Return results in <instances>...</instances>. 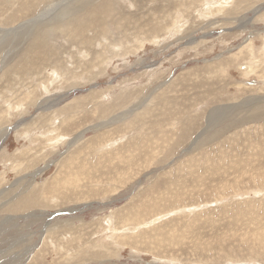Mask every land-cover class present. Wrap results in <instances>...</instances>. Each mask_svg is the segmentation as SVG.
I'll use <instances>...</instances> for the list:
<instances>
[{"label":"rangeland","instance_id":"374dc122","mask_svg":"<svg viewBox=\"0 0 264 264\" xmlns=\"http://www.w3.org/2000/svg\"><path fill=\"white\" fill-rule=\"evenodd\" d=\"M52 1L0 0V75L25 60L27 30L36 24L27 22ZM68 2L80 6L82 0ZM110 5L114 16L104 14L102 20L109 21V33H100L97 19L100 23L86 31L95 46L52 38L58 58L45 55L46 64L24 78L13 72L0 76V135L5 131L0 264H264V118L232 125L255 97H264V63L246 75V44L252 40L263 47L264 0H113ZM258 8L262 15L254 14ZM24 22V31L13 33ZM243 47L246 61L234 62L232 53ZM95 58L97 67L88 63ZM116 99L126 107L114 115L133 109L137 117L102 133L88 130L81 164L94 173L78 175L79 162L64 159L74 150L66 143L77 131L109 119L99 110L93 113L91 102L115 107ZM64 106L73 111L57 115ZM216 107L228 114L220 127L210 114ZM70 113L78 125L52 132V122L60 125ZM102 140L110 145L104 151L97 148ZM65 161L75 165L63 167ZM29 185L38 196L48 188L53 197L37 196L40 206L21 208V215L38 216L2 226L10 215L6 202ZM94 243L103 255L94 256Z\"/></svg>","mask_w":264,"mask_h":264},{"label":"bare ground","instance_id":"6f19581e","mask_svg":"<svg viewBox=\"0 0 264 264\" xmlns=\"http://www.w3.org/2000/svg\"><path fill=\"white\" fill-rule=\"evenodd\" d=\"M41 1V0H40ZM44 1V0H43ZM68 2V0H55V1H52V2H50L51 4L50 5H48V9L46 8V10H41L40 11V13L38 14V17H36V18H33L32 20H34V21H28L27 23L29 24V23H31L32 22V24L33 23H36L35 24V26H32L31 24V26H32V28H31V31L30 30H27L28 32H29V34H25L26 36H27V43H26V45L24 46V48L22 49L23 51V53L21 54V56H24V58H25V60L24 61H22L21 59L18 61L17 60V63H18V66H15L14 68H6L5 69V71L3 72L2 71V75H0L1 77H7V76H11L13 73H16V74H19L20 76H22V78H24V77H26V73H28V74H30V72H32V68L34 69V70H36L37 68H38V66H39V64H46L45 63V60H46V58L48 57V56H50V61H52L53 59H55V58H58L59 56H58V53L56 52L57 50V48L55 49V46L53 45L54 43H52L53 42V39L52 38H64V37H66V38H68L69 37V39L71 40V38L73 37L74 38V40H77L79 43H81V44H88V45H92V44H94L95 42H96V40H93L95 37H91L90 35H87L88 34V32L86 33V31H88L89 30V28H92V27H94V26H96V23H100L99 21H96V19L97 20H101V23L103 22L102 20H103V16H104V14H106L107 16H108V14H109V12L112 10V12H113V8H112V6L110 5V2L111 1H113V0H101L100 2H99V4H96V3H94L93 4V2H92V0H82V3H81V5L80 4H78V5H80V6H75L74 4H73V2H71V4H70V6H69V2ZM138 1H140V0H138ZM77 2V1H76ZM129 2V1H128ZM218 2V1H217ZM44 3V2H43ZM121 3V2H120ZM214 3V2H213ZM222 3V2H221ZM77 4V3H76ZM111 4H113V3H111ZM215 7V6H214ZM237 8V7H236ZM211 9V8H210ZM208 10V9H207ZM234 10V9H233ZM232 10V11H233ZM262 11H263V8H258V9H256V11L254 12V14L256 15H259V14H261L262 13ZM52 13H54L53 14V16L50 18V20H44V18L45 17H47L48 15H50V14H52ZM206 14V13H205ZM111 17H110V20H111V18L114 16L112 13H110L109 14ZM202 15V14H201ZM242 15V14H241ZM262 15V14H261ZM251 16V15H250ZM119 16H116V18H118ZM204 17V16H203ZM238 17V16H237ZM105 18H107V17H105ZM104 18V19H105ZM48 19H49V17H48ZM243 17L242 18H240L239 20H242L243 21ZM39 20L41 21V20H43V22L41 23H39V24H37L38 22H39ZM107 20L108 19H106V22H107ZM115 20V19H114ZM238 20V21H239ZM92 21H94V23L92 22ZM178 21V20H177ZM241 21V22H242ZM91 22H92V24H91ZM235 22V21H234ZM252 22V21H251ZM121 23V22H120ZM24 24H25V22L24 23H22V24H20V25H18L16 28H15V30L14 29H11V30H14V32L13 33H15V34H17L18 32H20L21 33V31H24V29H23V26H24ZM117 24H118V21H117ZM124 24H125V22H124ZM158 24V23H157ZM92 25V26H91ZM99 25V24H98ZM110 25V23H109V21H108V23H105V21H104V23H102L100 26L102 27H100L101 29H100V33H102L103 31H108V28H106V27H108ZM113 26V24L111 25V27ZM160 26V25H159ZM234 26V25H233ZM240 26H244V24H242V25H240ZM255 26V25H254ZM27 27V26H26ZM120 27H122L121 25H120ZM126 27V26H125ZM252 27V26H251ZM96 28V27H95ZM95 28L94 29H92V30H95ZM114 28V27H113ZM118 28V27H117ZM123 28V27H122ZM176 28V27H175ZM245 29V28H244ZM114 30V29H113ZM151 30V29H150ZM90 31V30H89ZM177 31V30H176ZM176 31H173V29L171 30H169V33L172 35H174V33H172V32H175V33H177ZM255 31V30H254ZM30 32H33L32 34H30ZM123 32H124V30H123ZM235 32V31H234ZM25 33V32H24ZM109 33V31L107 32V34ZM168 33V34H169ZM104 34V33H103ZM169 34V35H170ZM233 34V33H232ZM253 34V33H252ZM30 35H31V37H30ZM105 35V34H104ZM102 36V35H101ZM206 37V36H205ZM102 38V37H101ZM106 38V37H105ZM255 38V37H254ZM23 39V38H22ZM67 40V39H66ZM69 40V41H70ZM115 40V39H114ZM160 40V39H159ZM162 40V39H161ZM68 41V40H67ZM135 41V40H134ZM262 41V45H263V47L260 49H258L257 47H255V45H254V43H253V41L252 40H250L249 41V43H247L246 44V48L248 49V51L250 52H248L247 54H248V57L246 58L247 60H248V66H247V68L248 69H246L247 71H246V75H249L250 73H252L253 72V74H254V71L256 70V68L258 67V66H260V64H259V62H262V63H264V42H263V40H261ZM70 42H72V41H70ZM115 42V41H114ZM161 42H163V40L161 41ZM24 43V42H23ZM111 43V42H110ZM116 43H117V41H116ZM207 43V42H206ZM101 44H102V42H101ZM193 44V43H192ZM200 44V43H199ZM198 44V45H199ZM103 45V44H102ZM112 45H113V42H112ZM111 45V46H112ZM119 45V44H118ZM121 45V44H120ZM92 46H95V45H92ZM116 46V45H115ZM200 46V45H199ZM202 46V45H201ZM72 47V46H71ZM113 47L114 46H112L111 48H112V50H114L113 49ZM117 47V46H116ZM115 47V48H116ZM143 47V46H142ZM196 48V47H195ZM93 49V48H92ZM106 49H108V47L106 48ZM245 49V47H243V48H240V50H239V52L238 53H232V60L234 61V62H237V61H241L242 59H244V56H243V54L244 53H242L243 52V50ZM61 50V49H60ZM81 51V50H80ZM79 51V52H80ZM108 51H110V47H109V49H108ZM126 51V50H125ZM103 52V51H102ZM102 52H100V53H102ZM98 53V52H97ZM20 54V53H19ZM74 54V53H73ZM77 54H79V53H77ZM117 54H118V52H117ZM119 54H121V53H119ZM45 55H47V57L45 58ZM69 55H72V54H69ZM76 55V54H75ZM258 55H259V60L257 61V58H258ZM19 56V55H18ZM229 56H230V54H229ZM86 57V56H85ZM82 58V57H81ZM80 58V59H81ZM97 58H98V56H97ZM101 58V57H100ZM11 59V58H10ZM18 59V58H17ZM71 59H74V58H71ZM76 59V58H75ZM79 59V60H80ZM84 59V58H83ZM82 59V60H83ZM90 59V58H89ZM105 59V58H104ZM246 59H244L245 61H246ZM14 60H15V58H14ZM61 60V59H60ZM68 60V59H67ZM87 60H88V58H87ZM86 60V61H87ZM81 61V60H80ZM79 61V62H80ZM101 61V60H100ZM107 61V60H106ZM104 62V61H103ZM102 62V63H103ZM141 62V61H140ZM149 62V61H148ZM15 64H16V62H14ZM57 63H60V62H57V60H56V62H55V64H53L54 65V67H57V66H55ZM88 63H90L89 65H91L92 64V66H93V64H96V67H97V63H100V62H98V60H96V58L93 60L92 59V62H88ZM73 64V63H72ZM236 64V63H235ZM238 65H239V63H237ZM242 64H244V63H241L240 65H242ZM6 65V64H5ZM4 65V66H5ZM71 65V64H70ZM81 65H82V62H81ZM81 65L79 66V67H81ZM87 65V64H86ZM85 65V66H86ZM104 65H106L105 63H104ZM109 65V64H108ZM232 65V64H231ZM237 65V66H238ZM12 66V65H11ZM14 66V65H13ZM12 66V67H13ZM64 66V65H63ZM91 66V67H92ZM127 66V65H126ZM7 67V66H6ZM70 67V66H69ZM82 67H84V66H82ZM149 67V66H148ZM233 67V66H232ZM45 68H47V67H45ZM63 69V68H62ZM67 69H68V66H67ZM82 69V68H81ZM150 69V68H149ZM223 69V68H222ZM50 70H51V68H50ZM65 70V69H64ZM70 70V69H69ZM77 70V69H76ZM147 70V69H146ZM224 70V69H223ZM47 71V70H46ZM63 71V70H62ZM78 71V70H77ZM93 71V70H92ZM215 71V70H214ZM218 71V70H217ZM264 71V70H263ZM262 71V72H263ZM13 72V73H12ZM35 72V71H34ZM44 71H36V73H40V74H42ZM64 72V71H63ZM65 72H68V70H66ZM158 72V71H157ZM245 72V71H244ZM243 72V73H244ZM46 73V72H45ZM51 73H52V71H51ZM78 73V72H77ZM163 73V72H162ZM221 73H222V71H221ZM225 73V72H224ZM228 73V72H227ZM56 74V73H55ZM65 74H67V73H64L63 75H65ZM71 74V73H70ZM72 74H73V72H72ZM211 74V73H210ZM240 74H242V73H240ZM37 75V74H36ZM52 75V74H51ZM59 75V74H58ZM78 75V74H77ZM145 75V74H144ZM153 75V74H152ZM257 75V74H256ZM48 76V75H47ZM71 75H69V77H70ZM157 76V75H156ZM254 76V75H253ZM16 77V76H15ZM43 77V76H42ZM49 77V76H48ZM55 77V76H54ZM72 77V76H71ZM70 77V78H71ZM252 77V76H251ZM34 78V77H33ZM59 78H61V77H59ZM70 78H68V79H70ZM73 78V77H72ZM76 78V77H75ZM247 78V77H246ZM9 79V78H8ZM8 79H6V81H9ZM53 79H55V78H53ZM248 79H249V77H248ZM251 79V78H250ZM30 80V79H29ZM66 80V79H65ZM70 80H72V79H70ZM159 80V79H158ZM33 81V80H32ZM39 81H41V80H39ZM43 81V80H42ZM53 81V80H52ZM51 81V82H52ZM58 81V80H57ZM73 81H75V80H73ZM136 81V80H135ZM156 81V80H155ZM31 82V81H30ZM45 82H47V81H45ZM45 82H43V83H45ZM66 82V81H65ZM142 82V81H141ZM32 83V82H31ZM59 83V82H58ZM145 83V82H144ZM35 83H33V85H34ZM129 84V83H128ZM32 85V86H33ZM42 85V84H41ZM72 85V84H71ZM246 86V85H245ZM264 86V85H263ZM17 87V86H16ZM25 87V86H24ZM34 87V86H33ZM237 87V86H236ZM22 88V87H21ZM30 88V87H29ZM164 88V87H163ZM34 89V88H33ZM27 91V90H26ZM46 91H47V89H46ZM61 91V90H60ZM114 91V90H113ZM32 92H33V90H32ZM32 92H30V94H32ZM111 92V91H110ZM10 93V92H9ZM159 93V92H158ZM26 94V93H25ZM47 94H49V93H47ZM109 94V93H108ZM114 94V93H113ZM64 95H67V94H63V96ZM94 95H95V93H94ZM25 96V95H24ZM51 96V95H50ZM96 96V95H95ZM106 96V95H105ZM45 97V96H44ZM57 97V96H56ZM66 97V96H65ZM64 98V97H63ZM120 98H122V96L120 97ZM135 98V97H134ZM26 99V98H25ZM60 99V98H59ZM68 99V98H67ZM123 99V98H122ZM31 100V99H30ZM102 100V99H101ZM128 100L129 99H126V101L128 102ZM255 100V103L253 104V105H251L249 108V110L247 109L246 111H247V113H245V115L244 116H242V117H240V118H238V117H235L234 118V120H236V119H238V120H236L235 121V124H232L233 126H240V125H244V124H247V123H249V122H251V121H256L257 119H263L264 118V97H255L252 101H254ZM111 101V100H110ZM116 101H117V99L115 100V107H112L111 105L110 106H105V105H102L100 102H98V101H93V102H91V103H94V108H93V113H95V112H98V110L100 111V113H101V117L102 118H108L109 117V119H107L105 122H103V123H98L97 125H95V126H92L91 128H86V129H84L83 131H77V135H75V137H74V140L73 141H70V142H68V143H66V146H68V148H69V151H70V148H74V150H73V152H71L67 157H65L64 159H66V160H68V159H73V161L74 160H77L78 162H79V165H78V175H81V176H86V177H92L93 176V174L92 173H94V171L91 169V170H89L86 166H84V165H82L81 164V156H82V154L84 153L83 151H85V144L83 143V142H81L82 141V138H83V135L88 131V130H90V129H93V130H96V132H99V133H102L104 130H101V129H106L107 127L109 128L110 126H112V125H114V124H120V123H124V122H126V121H128V119L130 120V118H133V117H137V115H135L134 113H136L135 111H137V110H133V109H129V110H125V111H121L120 113H118L117 115H114L115 114V112H116V110H118L119 108H121V107H124L125 105H122L121 107H120V105L119 106H117V103H116ZM58 102V101H57ZM85 102V101H84ZM126 102V103H127ZM49 103V102H48ZM59 103V102H58ZM62 103V102H61ZM51 104V103H50ZM89 104V103H88ZM128 104V103H127ZM20 106V105H19ZM57 106V105H56ZM151 106V105H150ZM150 106L149 107H147V109L148 108H150ZM171 106V105H170ZM205 106V105H204ZM77 106H75V108H76ZM126 107V106H125ZM124 107V108H125ZM49 108H51V106L49 107ZM74 107H66V106H64V107H61V108H59V109H57L56 111H55V113L57 114V115H60V114H62V113H68L69 111H73L72 109H73ZM86 108V107H85ZM143 108V107H142ZM234 108V107H233ZM10 109V108H9ZM65 109V112H62L63 110ZM216 110H214V111H212L210 114H212L211 116H213V117H216V118H218L219 119V124H218V126L220 127V123H222L223 122V120L224 119H226V116L224 115L226 112L225 111H222V110H219V108L218 107H216L215 108ZM45 110V108L43 109V111ZM92 110V109H91ZM143 110V109H142ZM149 110V109H148ZM218 110V111H217ZM143 111H145L146 112V110H143ZM172 111V110H171ZM119 112V111H118ZM140 113V112H139ZM151 113V112H150ZM231 113V112H230ZM229 113V114H230ZM233 113V112H232ZM227 114V113H226ZM150 115V114H149ZM228 115V114H227ZM1 116V115H0ZM74 115H72L71 113L69 114V116L67 115V116H65L60 122V125H56V123H55V120H54V122H52V127H51V131L53 132V131H55V130H58L59 128H61L63 125L66 127H68V129H70V130H72L74 127H76V125H78V122L75 120V119H72V117H73ZM141 116H143V115H140V117ZM144 116H146V115H144ZM231 117V116H230ZM2 119V116L0 117V120ZM5 119V118H4ZM173 119V118H172ZM181 119V118H180ZM229 119V118H228ZM231 119V118H230ZM6 120V119H5ZM48 120V119H47ZM188 120H191V119H189L188 118ZM43 121H45V120H43ZM48 121H50V120H48ZM57 121V120H56ZM129 122V121H128ZM191 122V121H190ZM48 123V122H47ZM80 123H81V121H80ZM231 123L232 122H230V124H229V126L231 125ZM49 124H51L50 122H49ZM127 124V123H126ZM128 126H130L129 128L130 129H132L133 128V126H135V125H133V123L132 122H130L129 124H127ZM11 126V125H10ZM232 127V126H231ZM43 128V127H42ZM226 129H227V126L225 127ZM224 128V129H225ZM233 128V127H232ZM100 129V130H99ZM231 129V128H230ZM223 129H221V131H222ZM7 131V130H6ZM36 131V130H35ZM40 131V130H39ZM59 131H60V129H59ZM100 131H102V132H100ZM223 131H225V130H223ZM58 132V131H57ZM218 132V131H217ZM3 133L5 134V131H3ZM3 133H1V135H0V140L3 138ZM46 133V132H45ZM55 133V132H54ZM29 134V133H28ZM50 135H52L51 134V132L49 133ZM58 134V133H57ZM36 135V134H35ZM49 135V136H50ZM59 135V134H58ZM100 135V134H99ZM37 136V135H36ZM48 136V137H49ZM57 136V135H56ZM101 136H104V134H102ZM55 137V136H54ZM108 137V136H107ZM28 138H29V135H28ZM50 138V137H49ZM56 138V137H55ZM54 138V139H55ZM58 139H59V137H57ZM61 138H63V137H61ZM66 138V137H65ZM69 138V137H68ZM67 138V139H68ZM110 138V137H109ZM114 138V137H113ZM35 140H37V137L36 138H34ZM42 139V138H41ZM45 139V138H44ZM52 139H53V137H52ZM99 139V138H98ZM108 139V138H107ZM48 140V139H47ZM62 140H64V139H62ZM86 140V139H85ZM101 140V139H100ZM109 140V139H108ZM108 140H106V141H98V143H97V145H98V147L97 148H101V151H104L103 149H104V147L105 146H110L109 144L107 145L106 144V142L108 141ZM51 141V140H50ZM49 141V142H50ZM116 140H114L113 142H115ZM45 142V141H44ZM47 142V141H46ZM112 142V143H113ZM89 143V142H88ZM25 144V143H24ZM30 144V143H29ZM38 144H40L39 142H38ZM50 146H51V144H50ZM91 148V147H90ZM89 148V149H90ZM97 148H95V149H97ZM88 149V148H87ZM91 150V149H90ZM100 151V152H101ZM127 151V150H126ZM2 152V151H1ZM5 152V151H4ZM97 152V151H96ZM1 154V153H0ZM130 154V153H129ZM118 155V154H117ZM106 155H104V154H101L100 155V157H98L100 160H101V163H103L102 162V159L105 157ZM119 156V155H118ZM131 158H132V153H131ZM120 160H122V159H120ZM130 159H128V161H129ZM68 162L67 164H66V161H65V165L64 164H62V166L64 167H69V168H71L73 165H75V163L74 162ZM107 163V162H106ZM111 164H113V162H111ZM110 164V165H111ZM73 168V167H72ZM74 170V169H73ZM42 171V170H41ZM28 189L25 191V192H23V193H18L17 195H15V196H13L10 200H8L7 202H6V204H5V209H4V211H6L7 213H9L10 215H5V218L3 219V222H2V226H3V224H7V222H10V221H13L14 219H19V218H25V219H27L26 221H28V219L30 220L31 219V217H35V216H38L39 214H36V211H34V212H31V213H27L26 215H24V214H22L21 215V213L20 212H22V210H21V208L23 207V206H26V205H32V204H35V205H41V201H39V200H36L35 198L38 196V194L39 193H37V191H36V187L34 186V187H32V186H28L27 187ZM39 192V191H38ZM50 189H46V190H43V196H41V195H39L38 197H42V198H44V196H49V197H53V194H50ZM55 195V194H54ZM40 199V198H39ZM34 207H36V206H34ZM14 213V214H13ZM18 213H20V214H18ZM14 215H17V216H14ZM45 216V215H44ZM62 220V219H61ZM65 221V220H64ZM111 222V221H110ZM51 223V222H50ZM64 224V223H63ZM110 224V223H109ZM112 225V224H111ZM110 225V226H111ZM2 228V227H1ZM51 229V228H50ZM56 229V228H55ZM70 229V228H69ZM113 229V228H112ZM6 230V229H5ZM66 230V229H65ZM9 231V230H8ZM65 232V231H64ZM25 233V232H24ZM49 233H50V235H55V237H60V235L58 234V231H52V230H49ZM91 248L92 249H95L94 251H93V254H94V256H101V255H103V251H100V250H96V243H94L93 245H91ZM102 248H104V247H102ZM35 249H36V246H35ZM105 250V249H104ZM29 251V250H28ZM81 252V251H80ZM79 252V253H80ZM109 252V251H108ZM30 254V253H29ZM27 256H28V254H27ZM83 256V258H84V254L82 255ZM30 257V256H29ZM17 259V258H16ZM29 258H27V260H28ZM95 259V258H94ZM32 260H34V258H32ZM5 261V260H4ZM77 261H79V260H77ZM79 262H81V261H79ZM71 263H72V261H71ZM106 263V262H105ZM103 264V263H102Z\"/></svg>","mask_w":264,"mask_h":264}]
</instances>
